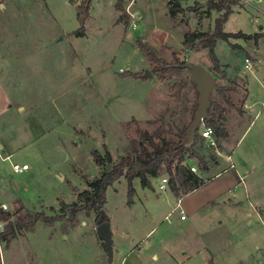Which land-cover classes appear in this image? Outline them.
Returning a JSON list of instances; mask_svg holds the SVG:
<instances>
[{"label": "rangeland", "instance_id": "374dc122", "mask_svg": "<svg viewBox=\"0 0 264 264\" xmlns=\"http://www.w3.org/2000/svg\"><path fill=\"white\" fill-rule=\"evenodd\" d=\"M196 1L202 2L182 1L183 12L172 19L168 0H136L130 9L141 13L137 27L128 29L115 0H91L84 34L76 35L80 0H1L0 202L7 211L60 213L61 202L75 200L104 163L133 155L144 131L169 136L168 128L190 121L195 87L187 83L177 98L173 79L153 73L137 39L163 61H171L175 50L179 59L217 77L207 48L189 51L182 45L185 31L215 25L218 14L207 16L206 5L192 9ZM223 31L257 35L218 38L213 50L218 70L243 76L233 79L242 86L246 79L251 108L230 120L235 134L222 148L224 156L208 139L195 144L210 166L207 173L195 157H186L204 182L182 197L188 218L180 221L178 210L171 211L177 197L169 182L165 189L158 186L161 177L169 178L165 169L150 186L133 179L132 190L121 176L106 189L103 208L116 248L112 258L91 213L66 229L64 219L52 225L38 220L7 244L1 241L3 264H264V0H237ZM248 54L255 62L243 71ZM146 70L154 76H145ZM188 75L183 69L182 78ZM219 95L212 91L215 104ZM87 139L94 143L91 150ZM93 150L104 163L95 162ZM15 163L29 169L16 172ZM234 170L244 179L235 180L236 186L225 181ZM218 184L213 203L210 194Z\"/></svg>", "mask_w": 264, "mask_h": 264}, {"label": "trees", "instance_id": "16d2710c", "mask_svg": "<svg viewBox=\"0 0 264 264\" xmlns=\"http://www.w3.org/2000/svg\"><path fill=\"white\" fill-rule=\"evenodd\" d=\"M90 1L91 0H80L76 5V16L80 24V27L74 32L76 35L84 34V23L89 17ZM182 1L185 0H169L167 2L168 13L172 19L178 12H183ZM206 2V15L211 16L212 12L218 14L215 18L214 28L204 31L200 29L185 31L182 45L189 51L198 47L207 48L217 76L223 77L225 73L218 70L219 60L213 51L216 40L218 38L228 40L231 36H243L247 39H252L253 36L257 37V35L223 31V24L232 12V7L237 0H206ZM125 4L126 0H115L114 3L115 9L121 12V15L125 18L124 20L127 18ZM199 4H201V2H196L195 5L192 6V9L198 8ZM137 45L154 74L159 76L161 80L166 78L169 80L173 79L171 85L175 88L174 93L177 98L184 96L182 90L187 83L195 87L189 75L182 78V70L184 69L183 64L186 60L179 59L175 50H173L172 53V60L166 62L163 61L162 57H160L147 43L137 39ZM225 89V86L218 85L217 92L227 104L231 105L224 94ZM196 93L198 96L197 91ZM213 104L215 103L211 100V105ZM196 108L197 102L195 100L190 121L179 126L174 131L168 128L167 131L170 133L169 136H163L161 131L158 130L152 133L144 131L141 135V140L133 147V155L121 156L115 164H112L108 168L104 165V170L101 175L88 181L87 188L75 194V200L70 203L61 202L60 213L48 216L39 211H27L25 214L14 216L13 213L7 210H0V220L5 224L1 234V241L7 244V241L15 237L17 233L31 229L38 220L42 221L45 225H52L54 222L64 219L65 221H62L61 224L63 229L67 228V224L73 227L79 223L80 214L88 216L93 213L96 225L108 221L109 217L103 209L106 203L105 192L108 186L121 176L127 179L129 182V190H132L131 182L133 179H139L141 186H150V179L159 176L162 170L165 169L169 174V187L177 197H180L181 190H184L183 192L190 191L203 185L204 182L202 178L191 172L185 161L186 157H195L202 166L206 165L203 156L200 154V150L194 148L195 144L203 139L199 134L196 135L195 142L190 148H184L186 130L193 118ZM223 111V107L215 104L213 110H209V119L204 121L205 126L212 128L215 137L225 138L227 136L220 122ZM91 153L96 163H103L104 157L102 155L98 154L95 150Z\"/></svg>", "mask_w": 264, "mask_h": 264}, {"label": "crops", "instance_id": "0c3cea01", "mask_svg": "<svg viewBox=\"0 0 264 264\" xmlns=\"http://www.w3.org/2000/svg\"><path fill=\"white\" fill-rule=\"evenodd\" d=\"M203 1H206V0H202L201 4H203ZM135 2H136V0H135ZM196 2H198V1H196ZM134 4H132L131 6H133ZM201 4L198 5V8H200L202 6ZM134 10L136 11L137 15H139L141 13V12H139L136 9H134ZM126 24L128 25V29H129V27H130L129 22L127 21ZM192 30H194V29H192ZM202 31H204V30H202ZM182 41H183V39H182ZM245 58H248L249 59V64L246 67V64L247 63L245 62L243 71H246V69L247 68H250V65L255 62V58L251 57L249 54ZM143 60L145 61L146 59L143 57ZM244 61H245V59H244ZM146 63H147V61H146ZM221 71H223L225 73V76H223V77L222 76H217L216 77L214 74L213 75L215 76V78L217 80V85L225 86L226 89L224 91V94H225L226 98H228V100L231 103V105L227 104L222 99V96L219 95L220 96V100H219V102L217 104L220 105V107H223L224 108V111L222 112V119L220 120V122L222 124V127L225 129V131L227 133V137L226 138L216 137L217 138V141H220V143H221V149H219L220 144H218L219 142H217L216 149L218 150L217 151L218 153L217 152L216 153H217L218 156H224L223 154H221V150H222V148H224L225 144H227V142L230 140V137H232V134H235L233 132L234 126L230 124V120L232 118L237 119V120L242 119L243 116H244V114H242L240 110H242V108H244L245 109L244 110L245 113H247L249 111V109L251 108V104L249 102H247V98H248V86H247V82H246L245 77H244L245 82L243 83V86H242V85L238 84L237 82H235V80H233V79H236V77H243V76L238 75L237 73L236 74H233V72H228V70H225L224 68H221ZM152 76H154V75H152ZM263 89H264V86H263ZM247 128H248V126H246V129ZM246 129H244V131H246ZM2 147L3 146H0V148H2ZM227 155H230L231 156V154H227ZM227 155H225V156H227ZM214 164L217 165V163H214ZM191 165H193V164H191ZM209 169H210V166L208 164L204 165V171L206 173L209 171ZM237 173H238L237 170L236 171L235 170L232 171L230 173V175H228V177L225 179V181L226 182L229 181V182H231V184H234V186H235L236 184L234 182H235V180H237ZM197 175L199 177L203 178L202 175L199 174V172L197 173ZM201 186H204V184L201 185ZM197 188H199V187H197ZM197 188H195V189H197ZM219 188H220L219 184L218 185H215L214 188H213V190H212V192H211V194H210V199L212 200L213 203H214L215 194H218ZM193 190L185 191L183 195H180V197H177L176 196L177 197L176 198L177 201H176L175 205L179 202L180 205H181V208L184 210V212L186 214V218L185 219L181 220L179 218L180 221H185L188 218V215H187L186 210L184 209V205L182 203L183 202L182 201V197L184 195L188 194L189 192L193 191ZM175 205L173 206V208L175 207ZM173 208H172V210H173ZM165 216H164V218H165ZM115 249H116L115 248V244H113V252L115 251ZM1 263L3 264L2 261H1Z\"/></svg>", "mask_w": 264, "mask_h": 264}, {"label": "water", "instance_id": "95a60500", "mask_svg": "<svg viewBox=\"0 0 264 264\" xmlns=\"http://www.w3.org/2000/svg\"><path fill=\"white\" fill-rule=\"evenodd\" d=\"M206 1L201 4L206 5ZM183 68L189 71L190 80L195 84V89L198 92L196 99L197 108L194 112L193 118L186 130V141L184 148H190L194 142L198 129L201 124L209 119V106L211 104V94L213 90H217V80L215 76L203 67L201 64L194 62H185ZM145 76H151L149 70L145 71ZM94 147V143L90 140H86V149L91 150ZM185 163V162H184ZM109 164H107L108 166ZM91 178V177H90ZM96 230L103 241V245L108 252L110 258L113 256V239L112 231L110 228V222L104 221L96 226Z\"/></svg>", "mask_w": 264, "mask_h": 264}, {"label": "built area", "instance_id": "2783aa9c", "mask_svg": "<svg viewBox=\"0 0 264 264\" xmlns=\"http://www.w3.org/2000/svg\"><path fill=\"white\" fill-rule=\"evenodd\" d=\"M134 3H135V0H126V4H125V11L127 13L126 20L129 22L131 28H136L137 27V20L139 18V15H137L136 11L134 9L133 10L130 9L131 5L134 4ZM245 62L247 63L246 64V67H247L248 64H249V59L245 58ZM202 124L204 125V122ZM198 134L203 139H208V141H209L208 146H214L215 152L218 151L216 149V147H217V138L214 136L213 130H212L211 127H208V126L204 125L203 129ZM226 158H227V160H229V168H234V164L231 161V156L227 155ZM12 167H13V170L16 171V172H24V171L29 169V165L26 164V163L21 164V165L15 163V164L12 165ZM189 169H190L191 172H193L195 174L198 173V167L195 166V165H190ZM237 179H238L237 184L244 182L243 176L239 172L237 173ZM168 182H169V178L168 177H166V176L161 177L160 182L158 184L159 188L160 189H165L167 187V185H168ZM6 209H7L6 203L0 202V210H6ZM174 210H178L179 218L181 220L186 218V214H185L184 210L181 208V205H180L179 202L175 205V207L173 208L172 211H174ZM169 215H166L165 218H168ZM4 227H5L4 222L0 220V244H1V234H2V232L4 230Z\"/></svg>", "mask_w": 264, "mask_h": 264}, {"label": "flooded vegetation", "instance_id": "af4514ba", "mask_svg": "<svg viewBox=\"0 0 264 264\" xmlns=\"http://www.w3.org/2000/svg\"><path fill=\"white\" fill-rule=\"evenodd\" d=\"M103 163H104V161H103ZM104 164L107 166L106 163H104ZM108 167H110V164L107 166V168H108ZM97 225H98V224H97ZM97 225H96V226H97ZM102 242H103V241H102ZM113 244H114V243H113ZM0 245H1V244H0ZM1 250H2V248H1V246H0V257H1ZM1 264H2V263H1Z\"/></svg>", "mask_w": 264, "mask_h": 264}]
</instances>
